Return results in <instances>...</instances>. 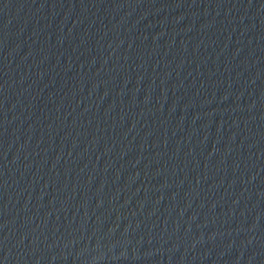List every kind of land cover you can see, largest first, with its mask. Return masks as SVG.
<instances>
[{
    "label": "water",
    "instance_id": "water-1",
    "mask_svg": "<svg viewBox=\"0 0 264 264\" xmlns=\"http://www.w3.org/2000/svg\"><path fill=\"white\" fill-rule=\"evenodd\" d=\"M0 264H264V0H0Z\"/></svg>",
    "mask_w": 264,
    "mask_h": 264
}]
</instances>
